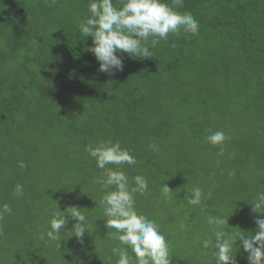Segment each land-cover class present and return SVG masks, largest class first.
<instances>
[{"label": "trees", "instance_id": "1", "mask_svg": "<svg viewBox=\"0 0 264 264\" xmlns=\"http://www.w3.org/2000/svg\"><path fill=\"white\" fill-rule=\"evenodd\" d=\"M82 10L90 16L88 7ZM178 10L199 21L198 34L170 33L166 41L150 47L154 57L146 59L118 53L123 70L111 73L99 71V62L87 50L92 37H84L74 22L64 18L62 30L67 32L58 35L44 9L23 16L14 11L11 17L0 10V95L9 105L11 100L17 104L7 109L11 121L17 122L0 120V178L6 174L0 181V203L11 208L16 197L9 176L21 163L31 166L45 159L55 172L60 168L61 177H54L59 195L69 197L97 227L93 235L86 230L83 254L73 260L63 258V264H117L119 255L112 252L116 247L127 248L131 264H136L131 248L111 235L109 242L97 238L107 219L94 218L105 194L98 179L104 177L85 149L102 140L119 141L144 163L123 166L130 171V186L136 175L144 177L145 168L151 170L148 188L155 189L157 197L165 184L169 186L154 205L153 215L159 219L152 220L160 227L173 221L174 232H164L172 264H216L211 246L205 249L199 242L211 234L209 217L229 218L224 226L228 235L257 230L255 218L262 214L249 203L264 192V128L258 131L254 125L256 120L264 122V0H184ZM9 18L7 24L1 22ZM30 41L38 42V53L27 49ZM33 63L39 73L30 68ZM3 109L0 106L2 115ZM162 109L169 111L163 112L166 117ZM160 127L166 133L155 135ZM221 130L228 137L223 147L230 167L215 164L220 148L206 140ZM56 153L63 156L54 159ZM231 162L237 164L233 169ZM7 163L11 165L4 173ZM74 180L75 187L67 191ZM197 187L202 190L201 203L191 205L188 201ZM135 198L140 213L151 205ZM0 220L9 221V214ZM196 221L206 225L199 228ZM32 230L47 237L50 226L35 224ZM57 241L68 245L62 233ZM57 241L37 240L38 246L53 250L46 257L32 255L27 264L37 259L36 264H58ZM235 251L238 264H249L242 248Z\"/></svg>", "mask_w": 264, "mask_h": 264}, {"label": "clouds", "instance_id": "2", "mask_svg": "<svg viewBox=\"0 0 264 264\" xmlns=\"http://www.w3.org/2000/svg\"><path fill=\"white\" fill-rule=\"evenodd\" d=\"M184 0H89L88 16L79 25L84 37H92V45L88 47L99 62V71L111 73L122 71L123 57L118 53H127L130 58L154 57L151 48L156 47L160 40H167L169 34H198L199 21L187 11H179ZM152 38L149 46V38ZM228 137L221 131L206 137L207 142L220 146L219 155H224V147ZM158 151L155 144L150 145ZM96 166L104 170L98 183L103 185L105 194L99 201L104 208L107 229H115L111 239L118 240L121 245L128 246L135 253L136 264H172L169 242L160 225L137 211L135 196L143 194L148 188V181L142 175L134 177V186H130L129 178L123 170L124 165H136L135 156L122 148L119 141H100L97 145H88L85 149ZM108 165H116L109 168ZM20 167H25L23 163ZM164 185V191H169ZM15 194L23 195V186L17 184ZM202 190L192 189L189 204L199 205ZM257 215L255 233L237 231L228 235L224 226L229 224L225 217H209L210 236L199 242L205 249L210 246L216 264H238L236 249L242 248L248 254L249 264H264V192H259L249 203ZM8 204L0 206V219L11 213ZM74 218L75 237L83 243L86 230L89 231L86 216L76 206L65 211L59 209L50 220L47 238L52 241L60 239L61 230L65 228L69 218ZM73 236V235H72ZM41 239L44 236L41 235ZM239 242V245L237 244ZM113 254H118L117 264H131L127 248L116 247Z\"/></svg>", "mask_w": 264, "mask_h": 264}, {"label": "rangeland", "instance_id": "3", "mask_svg": "<svg viewBox=\"0 0 264 264\" xmlns=\"http://www.w3.org/2000/svg\"><path fill=\"white\" fill-rule=\"evenodd\" d=\"M70 2L73 4V6L68 8V15L65 16L66 19L70 22H74L77 26L80 25L82 21H84L87 18V13L85 11H81L80 9H83L84 7H88L89 3H85L81 0H70ZM46 13V19L50 20L52 22V26L57 28V31H59L58 35H60L61 32H67V30H62L64 26L63 19L57 18L58 9L56 6H50L44 9ZM88 12V11H87ZM86 13V14H85ZM75 14V16L70 15ZM77 14V15H76ZM70 25L67 27L69 28ZM44 31L47 29V27H43ZM59 28V29H58ZM70 29H68L69 31ZM60 42L61 39L59 38ZM27 49H30L33 51V53L39 52V44L36 41H30L28 44ZM24 54V53H21ZM10 61L12 60L9 58ZM34 60V58H32ZM10 63V62H9ZM30 68L33 69V71L39 73L40 68L36 64H31ZM23 78H26V81L30 80V77H28L27 74L23 75ZM13 106H17V104L11 100L9 101ZM10 104V105H11ZM8 101L4 100V95H0V106H2L6 112H2L0 114V120H7L10 122V124H14V122H17V120L11 121V113L7 112V109H10V106ZM162 116L166 117V114L163 112H169L166 109H162ZM2 115V116H1ZM175 124L176 121H174ZM254 125L258 128V131H263L264 128V122L261 120L254 121ZM166 129L165 127H160L155 130L154 134H165ZM220 148V146H219ZM20 150V149H19ZM23 151V150H20ZM19 151V152H20ZM199 157L202 158L204 152H199ZM63 155L56 153L53 158L54 159H60ZM52 158V159H53ZM29 159L33 160V157H29ZM51 159V160H52ZM137 164L136 167H141V165H144L138 158H136ZM229 158L224 154L223 156L218 155L217 160H215V164L217 166H223L227 165ZM96 164V163H95ZM10 163H7L4 169V173L8 172V167H10ZM236 163L231 162V168L233 169L234 166H236ZM96 165H94L95 167ZM107 167L111 168L110 165ZM227 167H230L227 165ZM53 164L50 163V161H47L45 159H41L39 162L25 167L18 168L14 173L10 174L9 177L14 179V187L13 191L17 184H20L23 186V195H17L15 194V199L12 200V206H11V213H8L10 216L9 221L0 220V264H27L32 259V255H36L37 257H46L47 254L51 253L53 248H51L48 251V248H42L41 246L37 245V240H43L41 239V235L44 236L43 232H39L35 234L32 230L33 226L35 224H39L41 226H50V220L53 218V214L59 209L60 211H65L70 206H76L77 204H72L69 202V197H61L59 195V191L57 188V181L54 179V177L59 176L61 174L60 168L56 169V172L52 169ZM130 169V168H129ZM101 173H103L104 170L99 169ZM124 170V169H123ZM148 169L143 170V174L145 178H148V173L151 175V170ZM125 171V170H124ZM126 174H130V171H125ZM56 173V174H55ZM146 173V174H145ZM6 178V174H3L0 178V181L2 179ZM74 180L72 184L69 187H66L67 191H70L71 188L75 187ZM10 189V188H7ZM148 192V193H147ZM147 192L145 191L142 195L136 194L137 198L143 199L147 202H150L148 204V208L142 213L147 216L149 219H159V217L153 215L155 213L154 205L158 204L160 198H164L166 196L165 191H163L158 197L156 196V190L152 187L147 188ZM15 193V191H14ZM206 194L209 195V190L206 189ZM2 196V194H0ZM76 201V198H74ZM135 200H137L135 198ZM167 200V199H166ZM165 200V204L167 201ZM139 201V200H138ZM141 202V201H140ZM4 202L2 201L0 204L2 205ZM77 203V201H76ZM170 207V206H169ZM176 206L174 204L171 205V208H175ZM97 212V216L94 218L96 219L98 216H104V208L101 206L99 209H94ZM186 218V217H185ZM185 218L181 217L182 220H185ZM199 219L200 217H196ZM102 221V220H101ZM47 222V223H46ZM173 221H168L164 224L163 227H161V230L163 232L172 233L173 230ZM76 223L74 218H69L68 223L66 224L65 228L61 230V233L63 235V241L64 239L67 241L65 242H56L57 248L60 250V253H58V264H63V258L73 260L77 254H83V250L81 248L82 243L79 239L75 237L74 232V224ZM198 223L199 228H202L206 225L204 222L196 221V224ZM104 228L102 230V234L100 236H96L99 240L103 239L105 242H109V236L112 231V229H107L106 227V221L104 222ZM189 224L190 221H189ZM198 225H195L197 228ZM98 226V225H97ZM88 227L90 230V233L93 235V233L97 230V227L94 225V221L88 223ZM22 228H24V231H21ZM73 235V236H72ZM16 241H12V240ZM44 239H48L44 236ZM49 240V239H48ZM54 241H52V244ZM21 245H24L25 249L17 248L21 247ZM70 247V248H69ZM48 251V252H46ZM74 251V253H72ZM38 262V259L33 263L36 264ZM67 262L66 264H68Z\"/></svg>", "mask_w": 264, "mask_h": 264}, {"label": "flooded vegetation", "instance_id": "4", "mask_svg": "<svg viewBox=\"0 0 264 264\" xmlns=\"http://www.w3.org/2000/svg\"><path fill=\"white\" fill-rule=\"evenodd\" d=\"M81 1L89 3V0ZM50 6H56L59 11L56 15H62V18H58L63 19L65 23V16H67L68 14L64 13V11L66 10V8L73 6V4L70 2V0H0V10H2L3 13H9L10 17L12 16L11 14H14V11L20 12L21 16H23L26 11H31L29 15H33L35 11H41ZM11 20L12 19L9 18L4 22L1 20V22L7 24L8 21L10 22Z\"/></svg>", "mask_w": 264, "mask_h": 264}]
</instances>
